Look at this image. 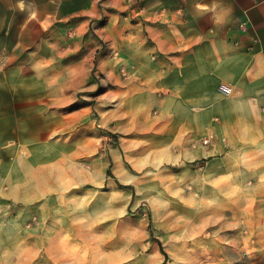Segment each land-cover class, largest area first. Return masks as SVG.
I'll return each mask as SVG.
<instances>
[{
	"label": "rangeland",
	"instance_id": "rangeland-1",
	"mask_svg": "<svg viewBox=\"0 0 264 264\" xmlns=\"http://www.w3.org/2000/svg\"><path fill=\"white\" fill-rule=\"evenodd\" d=\"M83 6L0 0V107L7 110L0 143L10 176H43L40 210L49 209L55 224L41 228L44 247L67 252L60 259L66 264H264V243L250 244L242 222L225 209L187 203L190 185L146 146L147 114L138 116L128 89L118 94V62L103 63L114 72L107 77L86 56L91 28L76 38L70 21ZM118 97L130 118L126 135L136 138L121 162L128 182L113 171ZM22 145L34 155L20 157ZM29 210L9 196L0 201V222L14 218L31 228L38 213Z\"/></svg>",
	"mask_w": 264,
	"mask_h": 264
},
{
	"label": "crops",
	"instance_id": "crops-1",
	"mask_svg": "<svg viewBox=\"0 0 264 264\" xmlns=\"http://www.w3.org/2000/svg\"><path fill=\"white\" fill-rule=\"evenodd\" d=\"M82 1L70 21L76 38L91 28L86 56L103 71L104 62H118V94L128 89L138 116L147 114L146 146L190 185L186 202L225 209L242 222L250 244L264 243V0ZM6 115L0 107V122ZM127 120L118 97L113 171L126 182L132 176L121 162L136 139L126 135ZM19 154L29 155L26 145ZM7 167L0 143V201L16 196L38 216L31 228L14 218L0 222V264H66L60 259L67 252L43 245L41 228L55 225L49 209L40 210L43 176H10Z\"/></svg>",
	"mask_w": 264,
	"mask_h": 264
},
{
	"label": "built area",
	"instance_id": "built-area-1",
	"mask_svg": "<svg viewBox=\"0 0 264 264\" xmlns=\"http://www.w3.org/2000/svg\"><path fill=\"white\" fill-rule=\"evenodd\" d=\"M221 90H222L224 93H229V92H230V88H228V87H222ZM202 143H203V144L210 143V139H209V138H204V139L202 140Z\"/></svg>",
	"mask_w": 264,
	"mask_h": 264
},
{
	"label": "trees",
	"instance_id": "trees-1",
	"mask_svg": "<svg viewBox=\"0 0 264 264\" xmlns=\"http://www.w3.org/2000/svg\"><path fill=\"white\" fill-rule=\"evenodd\" d=\"M108 174L110 175V172L108 171ZM152 235V234H151ZM162 264H164V261H163V263Z\"/></svg>",
	"mask_w": 264,
	"mask_h": 264
}]
</instances>
